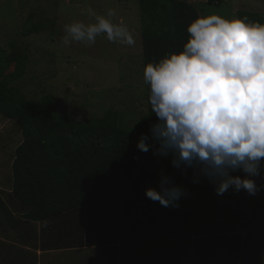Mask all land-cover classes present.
<instances>
[{"label": "clouds", "instance_id": "1", "mask_svg": "<svg viewBox=\"0 0 264 264\" xmlns=\"http://www.w3.org/2000/svg\"><path fill=\"white\" fill-rule=\"evenodd\" d=\"M81 14L88 19L64 25L65 46H92L100 36L135 46L134 32L115 8L101 13L88 5ZM187 32L182 51L144 67L157 120L141 134L138 148L151 147L158 159L171 156L175 169L187 175L191 168L193 182L206 178L218 195L230 188L256 195L261 186L255 177L264 165V23L213 12L198 15ZM186 194L163 168L159 189L146 188V196L164 207L178 208Z\"/></svg>", "mask_w": 264, "mask_h": 264}, {"label": "trees", "instance_id": "2", "mask_svg": "<svg viewBox=\"0 0 264 264\" xmlns=\"http://www.w3.org/2000/svg\"><path fill=\"white\" fill-rule=\"evenodd\" d=\"M208 2L220 5L223 0ZM139 5L143 67L167 53L182 51L189 38L187 28L200 15L197 7L188 0H139ZM245 16L262 21L253 14H240ZM41 29L33 24L23 34ZM27 62L25 50L0 47V119L17 120L23 133L12 165V195L27 210V218L45 220L90 207L122 214L143 207L166 211L171 207L146 196V188L159 189L161 168L187 190L186 195L190 193L194 173L187 170L184 175L172 166L171 156L158 159L151 147L148 152L138 148L141 134L149 133L150 124L157 120L151 111L148 84L147 114L136 128L123 127L119 112L113 109L82 122L61 110L53 95L34 103L12 85L26 74Z\"/></svg>", "mask_w": 264, "mask_h": 264}, {"label": "crops", "instance_id": "3", "mask_svg": "<svg viewBox=\"0 0 264 264\" xmlns=\"http://www.w3.org/2000/svg\"><path fill=\"white\" fill-rule=\"evenodd\" d=\"M22 141L21 123L2 117L0 264H264V165L256 195L234 188L218 195L201 177L178 208L122 214L90 207L37 221L12 195Z\"/></svg>", "mask_w": 264, "mask_h": 264}, {"label": "rangeland", "instance_id": "4", "mask_svg": "<svg viewBox=\"0 0 264 264\" xmlns=\"http://www.w3.org/2000/svg\"><path fill=\"white\" fill-rule=\"evenodd\" d=\"M188 1L200 15L215 12L231 17L244 12L264 23V0H223L220 5ZM88 5L101 13L115 8L117 18H123L134 32L135 46L111 43L104 36L92 46L76 42L65 46L64 25L87 20L81 10ZM33 24L42 29L25 36L23 30ZM0 47L27 52L26 74L12 85L31 102L53 95L61 110L82 122L117 110L121 125L131 129L147 114L139 0H0Z\"/></svg>", "mask_w": 264, "mask_h": 264}]
</instances>
